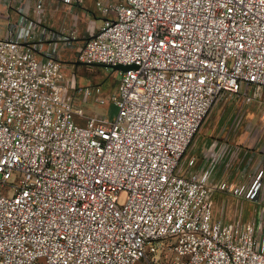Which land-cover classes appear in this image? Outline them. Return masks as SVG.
<instances>
[{
	"label": "built area",
	"instance_id": "2783aa9c",
	"mask_svg": "<svg viewBox=\"0 0 264 264\" xmlns=\"http://www.w3.org/2000/svg\"><path fill=\"white\" fill-rule=\"evenodd\" d=\"M96 5L107 19L78 47L28 16L0 28V264H264V208L214 209L217 191L256 202L263 183L183 162L216 105L264 101V0ZM68 54L134 66L111 118L75 105ZM83 94L106 104L101 86Z\"/></svg>",
	"mask_w": 264,
	"mask_h": 264
},
{
	"label": "rangeland",
	"instance_id": "374dc122",
	"mask_svg": "<svg viewBox=\"0 0 264 264\" xmlns=\"http://www.w3.org/2000/svg\"><path fill=\"white\" fill-rule=\"evenodd\" d=\"M119 1L121 0H115V3ZM64 61L67 63V67L65 68L67 77L76 82L77 90L72 89L70 95L73 97L75 105L83 110L84 116L101 114L111 118L115 113V109L112 107L110 97L117 90L120 73L96 65H78L79 61L72 54H68ZM89 86H101L103 88L106 98L105 105H98L94 100H86L84 98V89ZM252 106L258 107L257 113L260 112L261 105L259 103ZM249 108L250 106L234 105L232 102H220L216 105L193 139L183 162L191 158L197 141H202L203 139V142H211L214 145L221 146L220 153H226L236 146L237 137L243 135L244 140L240 141L242 144L240 146L242 147L241 152L244 157V165L242 170L237 171V173H240V177L244 179L242 181L244 185L251 186L257 180L263 183V189L259 197V200H261L264 198V173L261 179H259L262 172V157L264 156V126L262 124L259 125L258 121L254 125L250 123L251 121L248 115H246L249 113ZM252 144L255 145L254 149H248ZM220 153L218 158H215L218 162L221 158ZM230 160V164L235 166L237 158L232 157ZM230 172L233 173V171ZM245 201L248 202L246 199L234 197L230 192L219 193L214 200L216 216H227L229 213L228 208L234 204L238 205L240 212V207H242ZM258 201L253 203L257 204ZM248 208H246V214L250 211Z\"/></svg>",
	"mask_w": 264,
	"mask_h": 264
},
{
	"label": "crops",
	"instance_id": "0c3cea01",
	"mask_svg": "<svg viewBox=\"0 0 264 264\" xmlns=\"http://www.w3.org/2000/svg\"><path fill=\"white\" fill-rule=\"evenodd\" d=\"M98 1H109L115 4V0H80L73 4H67L64 0H0V28L5 32L8 24L18 21L22 16H28L40 21L52 31L63 34L73 33V45L75 47L82 46L103 27L107 19L100 9L97 8L96 4ZM40 4L42 5L41 13L37 9ZM72 56L75 57L73 54ZM256 103L261 105L259 113H257L258 107L252 106L256 105ZM263 106L264 101H256L250 105L249 113L246 115H248L252 125L258 121L259 125L262 124L264 126L262 117ZM241 140H244L243 135L237 137L236 146L232 147V150L220 153L221 146L214 145L211 142H203L202 139V141H197L195 144L191 158H196L197 169L213 166V182L215 184L227 182L230 185H238L244 180L240 177V173H237V171L242 170L244 165L242 147L240 146L242 145L240 143ZM254 147L255 145L252 144L248 149L252 150ZM219 153L221 158L218 162L215 158H218ZM232 157L237 158L235 166L230 164ZM261 168L264 173V156L262 157ZM230 171H233V173ZM219 193L221 191H217L215 197ZM245 202L240 207V212L237 204L229 207V213L227 216H223L225 221L228 223H233L240 219L245 222L259 221L261 211L264 208V198L259 200L257 204L249 201ZM247 207L250 208H248L250 210L248 214L245 213ZM235 212L236 214H234Z\"/></svg>",
	"mask_w": 264,
	"mask_h": 264
},
{
	"label": "water",
	"instance_id": "95a60500",
	"mask_svg": "<svg viewBox=\"0 0 264 264\" xmlns=\"http://www.w3.org/2000/svg\"><path fill=\"white\" fill-rule=\"evenodd\" d=\"M87 65L82 62H79L78 65ZM101 66L104 68L112 69L114 72H127L128 70L134 68V66H123V65H117V66H108V65H96Z\"/></svg>",
	"mask_w": 264,
	"mask_h": 264
}]
</instances>
